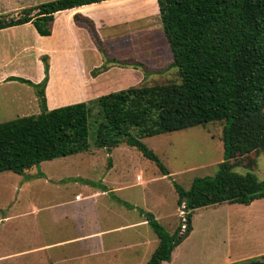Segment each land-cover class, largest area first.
Returning a JSON list of instances; mask_svg holds the SVG:
<instances>
[{
  "label": "rangeland",
  "instance_id": "374dc122",
  "mask_svg": "<svg viewBox=\"0 0 264 264\" xmlns=\"http://www.w3.org/2000/svg\"><path fill=\"white\" fill-rule=\"evenodd\" d=\"M45 1L48 0H0V14L18 16L22 9ZM76 13L92 19L104 52L97 47L90 30L76 22ZM55 17L51 36L40 35L31 23L0 30V123L41 111L37 87L19 80L1 79L3 73L39 82L43 78L39 77L45 76L48 63L51 77V88H46L49 109L139 85L137 76L130 81H127L129 76L124 81L117 80L116 75L122 67L109 60L142 63L143 66L138 68L140 73L137 72L141 74L140 84L180 80L178 69L170 66L172 53L163 32L157 0L105 1L58 12ZM60 42L62 52H59ZM73 47L76 57L69 55ZM18 49L20 54L13 56ZM8 54L13 58L7 60ZM78 55L82 56L79 59L82 64L87 63L88 73L103 64L112 68L95 80L84 70L79 75L81 80L71 82ZM224 124L225 121H210L205 125L142 138L168 168L170 174L167 175H163L156 162L137 147L126 143L111 149L97 147L91 136L88 151L42 161L26 172L27 176L45 173L50 180H29L26 189L16 192L19 182L26 176L12 171L1 172L0 206L13 200L12 212L22 215L9 222L6 233L1 232L4 226L0 225V253L10 247L65 241L78 232V228L70 223V216L66 217V211L62 212L60 208L51 212L41 210L37 214V208L55 207L56 202L75 198L76 194L86 195L87 189L95 192L99 182L112 180L128 182L130 186L118 189V193L141 211L153 213L173 233L185 217L184 205L178 202L179 194L174 184L189 189L196 178L216 174L224 160ZM232 161L236 171H252L259 180H264V151L238 156ZM138 174L140 180H137ZM58 179L62 182L54 183ZM82 179L91 182L86 184ZM134 213L136 215L137 211ZM89 215L92 217L93 212ZM123 219L120 214L103 217L102 227L120 224ZM129 219L132 220V216ZM140 219L138 226L141 238L146 239L145 247L155 239L149 245L151 249L145 252L142 247L141 257L128 259L125 256L127 250H123L122 259L118 257L113 261L111 256L101 255L77 263L146 264L157 247L158 236L145 215L141 214ZM192 226L190 234L175 249L174 259L164 264H232L264 255V197L248 205L225 202L199 208L193 214ZM132 230L126 227L116 234L122 235V242H127Z\"/></svg>",
  "mask_w": 264,
  "mask_h": 264
},
{
  "label": "trees",
  "instance_id": "16d2710c",
  "mask_svg": "<svg viewBox=\"0 0 264 264\" xmlns=\"http://www.w3.org/2000/svg\"><path fill=\"white\" fill-rule=\"evenodd\" d=\"M105 1L111 0H48L22 9L18 16L0 14V30L31 23L40 35L51 36L56 13ZM157 3L172 53L170 66L178 69L179 81L139 84L49 109L46 63L39 83L9 77L37 87L41 111L0 123V173L12 171L29 178L27 170L42 161L88 151L90 136L97 147L111 149L122 143L137 147L167 175L168 168L142 138L225 121L224 160L216 174L196 178L189 189L174 184L185 211L177 230L170 233L153 213L141 211L159 239L146 264L171 260L174 248L193 229L195 210L225 202L248 205L264 197V180L252 171H236L232 161L264 151V0ZM74 18L90 30L104 52L92 19L80 13ZM109 62L130 65L125 60ZM108 68L107 64L96 67L92 75ZM41 176L39 172L33 177ZM232 264H264V255Z\"/></svg>",
  "mask_w": 264,
  "mask_h": 264
},
{
  "label": "crops",
  "instance_id": "0c3cea01",
  "mask_svg": "<svg viewBox=\"0 0 264 264\" xmlns=\"http://www.w3.org/2000/svg\"><path fill=\"white\" fill-rule=\"evenodd\" d=\"M61 46L62 45L60 42L59 52H62ZM38 48L40 49V47ZM75 49L76 48L73 47V50H71L72 52L69 55L73 54V56L75 55L76 57L77 54H76ZM18 50L16 53L13 52L14 53L13 56L20 54L21 50L19 51ZM54 51L56 52L57 50L55 49ZM36 52L38 51H35V53ZM36 54L38 56V53ZM81 55L80 56L78 55L77 60L75 58L77 67L74 70L75 74L73 73V77L70 79L71 82H74V83H76V80L77 81L81 80L82 76H79V75L80 73H82V71L83 72L84 70L86 72L88 71V69L86 68L87 63L84 61V63L82 64V60H79L82 57ZM13 56H10L8 54L6 58L7 60H10L13 58ZM83 56L85 60V54H83ZM134 63L135 62L130 61V65L121 66L122 68H119V73L118 75H116L117 80L124 81L126 76H129L127 81H130L134 79L135 76H137V81H139V84H140L141 74L138 75V73L140 72H138V68L135 66ZM116 67H119V66L116 65ZM110 68L112 67H109L108 70ZM108 70H106V72H108ZM106 72L103 71V73H106ZM87 75L88 76L91 75L92 76L91 79L95 80V79H98L100 75H102V72L94 76L92 75V70H91L90 73L87 72ZM11 76H16V75H11V74L7 75L3 73L1 79L9 80V77ZM18 77H22V76H18ZM41 77L43 78L41 79ZM44 77L45 76L41 75L39 77V79H41L39 82H41L44 79ZM84 80H86V78ZM32 82L39 83V82H34V81ZM50 86H51V77H50V71H49V79H48L46 88L50 89L51 88ZM46 88H45V97L47 95L46 97V102H47L48 93H46ZM38 101H39V96H38ZM33 176L34 175H31L29 176V178H24L22 181H20L19 187L18 188L16 187V192H20L22 189L23 190L26 189L28 186L27 184L29 180H35L37 178L50 180V178L45 173H43V176L41 177H33ZM140 179H141V176L138 174L137 180H140ZM82 180L87 184V181H88L87 179H82ZM6 182L7 181L4 182L5 185H6ZM61 182L62 181L60 179L54 180V183H57V184ZM106 182L105 181L103 183L99 182V184L97 185V190H95V192H93L90 189H87L86 195L76 194L75 198L66 197L67 199H63L59 202H56L55 207L48 208V206H41L37 208L36 210L37 214H39L41 210L51 212L52 210H57V209L60 210L61 208L62 212L66 211V214H67L66 217L70 216L69 221L70 223H72L74 226L78 228V232H75L74 235L68 237L65 241L39 242V243H32L31 245H25L22 248H13V247L6 248L5 252L0 253V255L3 256V257H0V264H78L77 261L79 260H85L87 258H98L101 255L111 256L114 261L115 259H118V257H120V259L123 258L122 256L123 250H127V252H125V256L128 259H137L141 257V255H143L142 247L144 248L145 252L147 249H151V246L149 248V245L151 244V242L155 241V239L150 240L148 246L145 247L147 245L146 239L141 238V234L139 231L140 228L138 226L141 221L140 219L141 214H142L141 209H139V207L136 204L131 203L130 201L124 199L118 193V189L126 187V186H130V184H128V182L123 183V181H113V180L108 181L107 183ZM133 184L135 183H131V185ZM4 193L6 192L4 191ZM13 206H14L13 200L8 201L7 204L4 206H0V214H1L0 215V225L4 226L1 232H4V233L8 232L7 229H8L9 222L14 220L15 218H18L20 215H22V213L12 212ZM125 208H127L128 210ZM130 210H133V212H130ZM135 211H137L136 215L134 213ZM91 212H93L92 217L91 215H89ZM130 213H133V214H130ZM116 214H120V216L124 218L123 219L124 222H121L120 224H117L114 226L103 228L102 221H101L103 217L111 218L113 215H116ZM129 216H132V220L129 219ZM126 227H127V230L129 229H133V230H132V233L128 236L127 242H124V241L122 242L123 240L122 235H118L116 234V232L124 231ZM136 228H139V229L137 230ZM156 242H157L156 245H158L159 239ZM178 246L179 245H177L174 248L172 252L171 260L163 261L161 264H164L166 262H171L174 259L175 253H176L175 249ZM81 264H85V263L83 262Z\"/></svg>",
  "mask_w": 264,
  "mask_h": 264
}]
</instances>
